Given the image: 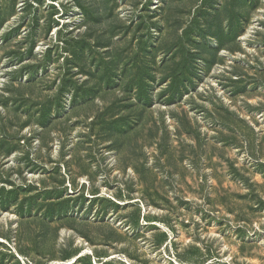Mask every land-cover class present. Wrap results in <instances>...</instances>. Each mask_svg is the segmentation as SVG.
Segmentation results:
<instances>
[{
	"label": "rangeland",
	"instance_id": "1",
	"mask_svg": "<svg viewBox=\"0 0 264 264\" xmlns=\"http://www.w3.org/2000/svg\"><path fill=\"white\" fill-rule=\"evenodd\" d=\"M0 264H264V0H0Z\"/></svg>",
	"mask_w": 264,
	"mask_h": 264
}]
</instances>
